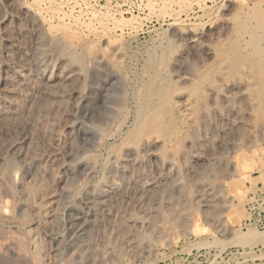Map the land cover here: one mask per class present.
Segmentation results:
<instances>
[{
	"label": "rangeland",
	"instance_id": "obj_1",
	"mask_svg": "<svg viewBox=\"0 0 264 264\" xmlns=\"http://www.w3.org/2000/svg\"><path fill=\"white\" fill-rule=\"evenodd\" d=\"M11 86L18 94L1 96L15 108L0 119V264H264V194L244 222L264 188V0H0V91ZM156 137L148 158L140 147ZM17 146L43 161H13ZM130 146L150 175L166 173L162 191L140 199L127 185L94 202Z\"/></svg>",
	"mask_w": 264,
	"mask_h": 264
},
{
	"label": "bare ground",
	"instance_id": "obj_2",
	"mask_svg": "<svg viewBox=\"0 0 264 264\" xmlns=\"http://www.w3.org/2000/svg\"><path fill=\"white\" fill-rule=\"evenodd\" d=\"M25 8V7H24ZM17 10V9H16ZM26 10V9H25ZM28 15V14H27ZM33 22V21H32ZM13 24V23H12ZM38 24V23H37ZM14 26V25H13ZM31 29V28H30ZM35 29V28H34ZM33 29V30H34ZM28 30V29H27ZM40 30V29H39ZM32 31V30H31ZM37 31V30H36ZM19 33V32H18ZM30 34V33H29ZM37 34H39L40 35V33H37ZM36 34V35H37ZM38 35V36H39ZM200 35V33L198 34V33H196L195 32V34H194V36H193V41H197L198 39H199V36ZM9 36V35H8ZM192 36V35H191ZM12 37V36H11ZM13 38V37H12ZM30 38V37H29ZM40 38V37H39ZM14 39V38H13ZM21 39V38H20ZM28 39V38H27ZM33 39V38H32ZM12 40V39H11ZM46 40V39H45ZM57 40V39H56ZM26 41V40H25ZM39 42H40V45L43 43V40H38ZM54 41V40H53ZM16 42V41H15ZM33 43V42H32ZM37 43V42H36ZM63 43V42H62ZM64 44H65V42H64ZM63 44V45H64ZM35 45V44H34ZM61 45V44H60ZM13 46V45H12ZM16 46V45H15ZM17 47V46H16ZM11 48V47H10ZM20 48V47H19ZM33 48V47H32ZM61 48V47H60ZM66 48V47H65ZM38 49V48H37ZM37 49H35V51L37 50ZM62 49H63V47H62ZM39 50V49H38ZM37 50V51H38ZM73 50V49H72ZM36 51V52H37ZM57 51V50H56ZM62 53V52H61ZM65 53V52H64ZM63 53V54H64ZM36 54V53H35ZM66 54V53H65ZM14 55V54H13ZM24 56V55H23ZM26 56V55H25ZM30 56V55H29ZM180 56V55H179ZM179 56H177L176 58H178ZM17 57H19V56H17ZM26 57H28V55L26 56ZM25 57V58H26ZM15 58V57H14ZM24 58V57H23ZM175 58V59H176ZM180 58V57H179ZM22 59V58H21ZM30 58H28L27 59V61L29 60ZM35 59V58H34ZM68 60V59H67ZM30 61H31V59H30ZM46 61H47V56L45 55V54H41L40 56H39V54H38V57H37V59L34 61V62H37V66H39V68H41V77H42V80H41V83H40V87H39V91H38V93H39V95L41 96L40 98H42V99H48V98H51V97H54V96H56V92L55 93H53V91H51V86H52V80L50 79V73H49V69H48V66H47V64H46ZM70 61V60H69ZM24 62V61H23ZM60 62V61H59ZM33 63V62H32ZM31 64V63H30ZM29 64V65H30ZM57 64V63H56ZM61 64V63H60ZM25 65V64H24ZM36 66V65H35ZM51 66V65H50ZM9 67V66H8ZM17 67H18V65H17ZM71 68V67H70ZM24 69L25 68H21V69H18L17 70V72L15 73V76H16V84H20L21 85V81L23 82V84H24V82L26 83V78H24V74H25V71H24ZM35 69V68H34ZM40 70V69H39ZM52 70V69H51ZM63 71V70H62ZM61 71V76L63 77V80H65V81H69L75 74L73 73V70H70L68 67H67V69H65L63 72ZM53 72H54V70H53ZM56 74V73H55ZM3 75V74H2ZM52 75V74H51ZM60 76V75H59ZM13 77V76H12ZM32 77V76H31ZM76 77V76H75ZM177 77L180 79V80H187V79H189V74H187V73H178L177 74ZM9 78V77H8ZM15 78V77H14ZM60 78V77H59ZM77 78V77H76ZM248 78V77H247ZM39 79V78H38ZM3 80V79H2ZM21 80V81H20ZM72 80V79H71ZM74 80V79H73ZM59 81V80H58ZM65 81H64V83H65ZM182 81V82H183ZM227 81V80H226ZM72 82V81H71ZM56 83V82H55ZM60 83V82H59ZM6 84V83H5ZM30 84V83H29ZM11 85L13 86V84H12V82H11ZM28 85V84H27ZM68 85V84H67ZM11 86V88H9L8 89V91H6V90H2V91H0V119H4V118H6V116H9V115H12V112H13V108H15V107H13V103H12V101H6V100H3V99H1V96H2V94H4V93H9L10 95H15V94H18L17 93V90H16V88H14V87H12ZM23 86V85H22ZM21 86V87H22ZM34 88V87H33ZM74 88V87H73ZM5 89V88H4ZM28 89V88H27ZM20 90H22V89H20ZM34 90H37V88L36 89H34ZM219 90V89H218ZM174 91H176V98H177V101L178 102H181V104H182V106H183V109L186 107V106H188V102L186 103V102H184L183 101V95H184V93H185V91L182 89V88H178L177 90H174ZM175 94V93H174ZM27 95V94H26ZM226 95V94H225ZM30 96V95H29ZM227 96V95H226ZM35 97V96H34ZM153 97V96H152ZM56 98H58V97H56ZM160 98V97H159ZM61 100V99H60ZM185 100V99H184ZM220 101V100H219ZM23 103V102H22ZM220 103V102H219ZM216 104V103H215ZM27 105V104H26ZM36 106H39V102H38V100H34L33 98H32V100H31V102L29 103V120L30 121H32L33 119H34V117L36 116ZM191 106V105H190ZM186 108H188V107H186ZM24 110V109H23ZM22 110V111H23ZM83 111V110H82ZM146 111H148V110H146ZM152 111V110H151ZM27 112V111H26ZM183 112H184V110H183ZM24 113V112H23ZM144 113V112H143ZM157 113V112H156ZM155 113V114H156ZM186 113V112H185ZM224 113V112H223ZM14 114V113H13ZM18 114V113H17ZM27 114V113H26ZM187 114V113H186ZM186 114H185V117H186ZM21 115V114H20ZM158 115V114H157ZM16 116V115H15ZM18 116V115H17ZM183 116V115H182ZM10 117V116H9ZM8 117V118H9ZM13 117V116H12ZM23 117V116H22ZM144 117V116H143ZM156 117V116H155ZM184 117V116H183ZM231 117V116H230ZM8 118H6V119H8ZM2 121V120H1ZM30 121H29V123H30ZM74 121V120H73ZM76 122V121H75ZM78 122V121H77ZM32 123V122H31ZM79 123V122H78ZM28 124V123H27ZM31 125V124H30ZM200 126V125H199ZM78 127V126H77ZM76 127V128H77ZM80 127V126H79ZM223 127V126H222ZM48 128V127H47ZM75 128V127H74ZM75 128V129H76ZM28 130V129H27ZM25 131V130H24ZM55 131V130H54ZM44 133V132H43ZM57 133V132H56ZM72 133V132H71ZM59 135V134H58ZM79 135V134H78ZM105 135V134H104ZM164 136V135H163ZM30 137V136H29ZM151 137V136H150ZM155 137V136H154ZM158 137V136H157ZM152 138V139H149L148 141H145V142H143V144H142V146L140 147V150L141 151H143V153H146V155H147V157L148 158H150L151 156H155V152H156V150H157V148L159 147V145L161 144V139L159 140V138ZM160 138H161V136H160ZM64 139V138H63ZM210 139V138H209ZM24 140V139H23ZM39 142V141H38ZM164 142V141H163ZM181 142H182V140H181ZM23 143V142H22ZM167 143V142H166ZM24 144V143H23ZM28 144V143H27ZM182 144V143H181ZM14 146H16V145H14ZM27 146V145H26ZM31 146V145H30ZM33 146V145H32ZM198 146H200V145H198ZM13 147V146H12ZM131 147V146H130ZM203 147V146H202ZM24 148V147H23ZM32 148V147H31ZM25 149V148H24ZM28 149H30V148H28ZM140 150H135L134 148H127L126 150H125V153L123 154V156H121V157H119V158H117L116 159V161H114L115 162V167L113 166V171H112V174H111V176L108 178V180H107V182L105 183V185L104 186H102L101 188H99L95 193H92V194H94L93 196H92V198H93V201L94 202H97V203H99V201H105L104 199H106V198H108L109 199V197H112L113 196V194L114 193H116L119 189H124L127 185H131L132 186V188L134 189V191H136V194H137V196L136 197H139L140 199H141V197L142 196H144V195H146V198H147V195H149L150 196V194L151 193H159V192H161L162 191V189H163V187H164V183H165V181H167L168 180V178H167V180H166V173L163 171V169L161 168L160 170H158L159 171V175L158 176H156L158 173V171L155 173L156 175H154V176H152L153 175V173H150V174H152V175H150L149 173H148V171H150V172H152L151 170H148L147 168H149L148 167V163L150 162V160L149 161H147V159H146V161H137V158H136V156L134 157L133 155H134V153L135 154H138L139 153V151ZM29 151L27 150V152L26 153H22V149H21V147H19L18 148V146L16 147V148H14V150H13V152H12V154H11V159L13 160V161H21L22 159H24V158H26L25 156L27 155V154H29V153H31L30 155H29V161H36V163H37V161H43V156H42V154L39 152V151H37V149H36V147H34V148H32L31 149V152H29ZM78 152V151H77ZM192 152V151H191ZM190 152V153H191ZM202 152V151H201ZM88 153V152H87ZM170 153V152H169ZM195 153V152H194ZM193 153V154H194ZM198 153V152H197ZM80 154V153H79ZM206 154V153H205ZM53 155V154H52ZM58 155V154H57ZM202 155V154H201ZM45 157V156H44ZM50 157H53V156H50ZM139 157H140V155H139ZM191 157H193L194 159H200L201 157L199 156V153H198V155H196V154H194L193 156H191ZM55 158V157H54ZM145 158V157H144ZM170 158H172V157H170ZM46 159V158H45ZM173 159H175V158H173ZM11 160V161H12ZM93 160V159H92ZM201 160V159H200ZM203 160V159H202ZM209 160V159H208ZM3 161V160H2ZM167 161V160H166ZM182 161V160H181ZM210 161V160H209ZM42 163V162H41ZM158 162L157 161H155V164H157ZM2 163H1V158H0V165H1ZM38 164V163H37ZM168 165H172L171 163H169ZM3 166H4V164H3ZM157 166H159V167H161V165H160V163H159V165L157 164ZM154 167V166H153ZM190 167V166H189ZM34 168V167H33ZM164 168V167H163ZM177 168V167H176ZM151 169V168H150ZM7 170V169H6ZM148 170V171H147ZM165 170V169H164ZM87 171V170H86ZM110 171V170H109ZM190 171V170H189ZM4 169L0 166V185H2L3 184V182H4V175H6V174H4ZM16 172V171H15ZM168 173V172H167ZM110 175V174H109ZM69 176V175H68ZM30 177V176H29ZM7 178V177H6ZM38 178H40V177H38ZM177 179L178 178H175V180L174 181H177ZM117 180L120 182V183H118L117 182ZM180 180V179H179ZM171 182V181H170ZM101 184V183H100ZM210 186H209V184H206L205 186H203V188L201 189L202 190V192L206 195V196H208V195H210V193H211V189L209 188ZM127 188V187H126ZM132 188H130V189H132ZM133 189L132 190H129V191H133ZM182 189V188H181ZM27 191V190H26ZM121 191V190H120ZM130 192V193H131ZM29 193V192H28ZM121 193H123V192H121ZM121 193L120 194H118V195H121ZM125 193V192H124ZM200 193V192H199ZM1 194H2V192H1ZM55 194V193H54ZM201 194V193H200ZM116 195V194H115ZM118 195H116L117 197H118ZM134 195H135V193H134ZM172 195V194H171ZM202 196H204L203 194H201ZM131 196V195H130ZM157 196V195H156ZM24 197V196H23ZM114 197V196H113ZM113 197H112V199H113ZM132 197V196H131ZM135 197V196H134ZM135 197V198H136ZM151 197V196H150ZM159 197V196H158ZM173 197V196H172ZM171 197V198H172ZM3 198V197H2ZM50 198V197H49ZM55 198V197H54ZM116 198V197H115ZM134 198V199H135ZM149 198V197H148ZM147 198V199H148ZM111 199V200H112ZM134 199H133V201H134ZM138 199V198H137ZM140 199H138L136 202L137 203H139V200ZM146 199V200H147ZM26 200V199H25ZM110 200V201H111ZM116 200V199H115ZM146 200H144V201H146ZM55 201V200H54ZM92 201V202H93ZM109 200L108 201H106V202H110ZM131 201V200H130ZM157 201V200H156ZM33 202V201H32ZM93 202V203H94ZM127 202V201H126ZM136 202H134V203H136ZM147 202V201H146ZM152 202V201H151ZM160 202V201H159ZM158 202V203H159ZM173 202V201H172ZM53 203V202H52ZM87 203H88V201H87ZM102 203V202H101ZM116 203V202H115ZM133 203V204H134ZM141 203V202H140ZM167 203V202H166ZM1 204V203H0ZM151 204V203H150ZM2 205V204H1ZM35 205V204H34ZM107 205V204H106ZM109 205V204H108ZM107 205V206H108ZM114 205V204H113ZM129 205V204H128ZM155 205V204H154ZM99 206V205H98ZM122 206V205H121ZM138 206V205H137ZM1 207V206H0ZM125 207V206H124ZM131 207V206H130ZM139 207V206H138ZM25 208V207H24ZM102 208V207H101ZM100 208V209H101ZM103 208H106V206H103ZM102 208V209H103ZM108 208V207H107ZM127 208V207H126ZM140 208H142V207H140ZM80 209V208H79ZM78 209V210H79ZM82 209V208H81ZM92 209V208H91ZM90 209V210H91ZM96 209V208H95ZM94 209V210H95ZM149 209V208H148ZM26 210V209H25ZM85 210V209H84ZM93 210V209H92ZM104 210V209H103ZM111 210V209H110ZM118 210V209H117ZM121 210V209H120ZM136 210V209H135ZM2 211V210H1ZM99 212H101V210H98ZM148 211V210H147ZM146 213V211H143V213ZM98 213V212H97ZM104 213V212H103ZM106 213H107V211H106ZM142 213V215H144ZM102 214V213H101ZM105 214V213H104ZM147 214V213H146ZM145 214V215H146ZM1 215V214H0ZM7 215H9V214H7ZM7 215H5V216H7ZM85 215V214H84ZM89 215V214H88ZM92 215V214H91ZM95 215H97V214H95ZM93 216V215H92ZM103 216V215H102ZM144 217V216H143ZM87 218H89V217H87ZM120 218V217H119ZM92 219V218H91ZM95 219V218H94ZM109 219V218H108ZM129 219V218H128ZM145 219V218H144ZM105 220H106V218H105ZM123 220V219H122ZM99 221H100V219H99ZM119 221V220H118ZM127 222V221H126ZM132 222V221H131ZM140 222V221H139ZM146 222V221H145ZM150 223H148V225H149ZM134 226V225H133ZM136 226V225H135ZM116 229V228H115ZM75 230V229H74ZM97 231V230H96ZM100 231V230H99ZM158 232V231H157ZM159 233H161V232H158V234ZM101 235V234H100ZM102 236V235H101ZM116 236V235H115ZM130 238H132V237H130ZM77 240V239H76ZM129 239H127V241H128ZM131 241V240H130ZM132 243V242H131ZM130 243V244H131ZM86 246V245H85ZM101 246V245H100ZM131 247V246H130ZM92 248V247H91ZM128 248V247H127ZM88 249V248H87ZM81 250V249H80ZM84 250V249H83ZM92 251V250H91ZM100 254V253H99ZM95 255H96V253H95ZM3 257V256H2ZM99 258V257H98Z\"/></svg>",
	"mask_w": 264,
	"mask_h": 264
},
{
	"label": "built area",
	"instance_id": "obj_3",
	"mask_svg": "<svg viewBox=\"0 0 264 264\" xmlns=\"http://www.w3.org/2000/svg\"><path fill=\"white\" fill-rule=\"evenodd\" d=\"M261 194H264V188L261 189V187L256 188L255 191L252 192L251 196L249 197V201L247 202V209H249L248 216L244 220V222L251 223V221H254L252 218V209H254V203L256 202L257 198L261 196ZM263 213L264 214V207L261 209V211L258 212V214Z\"/></svg>",
	"mask_w": 264,
	"mask_h": 264
}]
</instances>
